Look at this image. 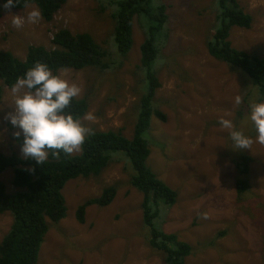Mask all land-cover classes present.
<instances>
[{"label":"rangeland","instance_id":"obj_1","mask_svg":"<svg viewBox=\"0 0 264 264\" xmlns=\"http://www.w3.org/2000/svg\"><path fill=\"white\" fill-rule=\"evenodd\" d=\"M108 0H68L52 20L25 22L16 28L13 15H25L36 4L5 9L0 0V50L25 59L30 45L53 46L60 28L90 32L111 52L107 69L88 66L60 69L57 74L81 89L89 109L80 119L91 130H121L132 137L138 120L140 98L147 90L145 71L140 69L141 44L146 25L136 17L133 46L120 58L111 33ZM168 4L169 34L155 62L161 85L154 103L166 120L152 117L145 133L150 142L148 164L169 186L178 191L174 205L159 203L154 223L165 232L176 233L193 251L187 264H264V144L248 119L250 104L258 103V92L239 68L215 58L207 40L216 24L215 0H164ZM251 13V28L233 27V45L249 53L264 55V0H239ZM0 151L22 156L15 139L18 128L7 116L13 111L12 87L0 79ZM241 97V103L236 98ZM264 102V101H260ZM221 118L251 137V149L234 151L230 129ZM74 151L73 154L79 153ZM250 154L251 188L239 193L237 161ZM112 159L99 175L79 176L63 188L67 215L59 222L48 219L49 231L42 243L38 264H166L165 253L149 244L150 228L143 218V193L131 183L135 173L125 151H109ZM13 170L0 174L9 191ZM109 185L117 187L114 200L90 205L86 222L76 211L87 199L100 196ZM13 215L0 213V238L10 229Z\"/></svg>","mask_w":264,"mask_h":264},{"label":"trees","instance_id":"obj_2","mask_svg":"<svg viewBox=\"0 0 264 264\" xmlns=\"http://www.w3.org/2000/svg\"><path fill=\"white\" fill-rule=\"evenodd\" d=\"M67 1L17 0L12 8L36 4L43 18L52 20ZM2 2L4 4L5 0ZM215 2L217 22L207 40L208 50L220 61L241 69L256 88L258 101H264V55L241 50L231 40L232 28H251L254 17L239 0ZM105 8H110V17L114 21L111 38L120 55L117 59L119 66L124 62L122 57L132 49L135 18H140L146 25L139 67L145 71L147 90L140 98L134 134L127 137L121 130H91L79 153L60 151L59 155H54L53 150L43 165L16 153L0 151V174L12 169L11 184L14 187V191H9L6 182L0 179V213L10 211L13 215L10 229L0 238V264H38L39 252L50 227L48 219L59 222L67 215V201L63 194L66 183L79 176L99 175L112 159L111 150L125 151L135 170L131 183L143 193V218L150 228L149 244L165 253L166 264H187L186 259L193 251L189 242L181 240L176 233L165 232L154 223L160 213L157 210L159 203L174 205L178 191L163 181L148 164L151 148L145 137L154 115L162 120L167 117L154 103L156 90L161 85L154 66L161 54V44L169 34L168 4L164 0H108ZM52 42L51 48L30 45L25 59L17 57L12 51L0 50V79L3 83L12 87L37 62L46 63L55 74L60 69L88 66L107 69L112 64L110 50L90 32L75 33L66 27L60 28L54 33ZM88 109L89 100L84 96L73 98L65 111L82 119ZM15 139L22 145V135H15ZM252 159L250 154L242 152L236 163L239 193L251 188L249 173ZM116 194L115 185L105 187L100 196L89 198L79 205L77 220L86 222L90 205L106 206Z\"/></svg>","mask_w":264,"mask_h":264},{"label":"clouds","instance_id":"obj_3","mask_svg":"<svg viewBox=\"0 0 264 264\" xmlns=\"http://www.w3.org/2000/svg\"><path fill=\"white\" fill-rule=\"evenodd\" d=\"M16 2L5 0L3 7L11 9ZM12 15V24L16 28L22 27L25 19L28 23L36 24L42 18L39 9L26 12L23 16ZM80 91L76 83L55 74L46 63L37 62L17 79L12 86L14 107L7 119L19 129L15 135L23 136V158L43 165L50 151L54 150L53 154L59 155L60 151L71 154L81 149L89 129L83 126L79 118L65 111ZM236 103H241V97L236 98ZM248 119L256 130V140L264 144V102L250 104ZM219 123L231 130L229 135L234 151L251 149L252 138L236 129L231 120L221 118Z\"/></svg>","mask_w":264,"mask_h":264}]
</instances>
